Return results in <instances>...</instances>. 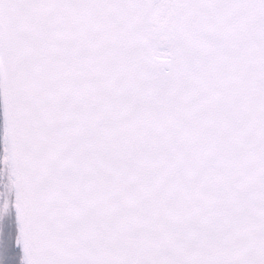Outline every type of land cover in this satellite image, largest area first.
<instances>
[{
  "label": "snow or ice",
  "instance_id": "obj_1",
  "mask_svg": "<svg viewBox=\"0 0 264 264\" xmlns=\"http://www.w3.org/2000/svg\"><path fill=\"white\" fill-rule=\"evenodd\" d=\"M0 264H264V0H0Z\"/></svg>",
  "mask_w": 264,
  "mask_h": 264
}]
</instances>
